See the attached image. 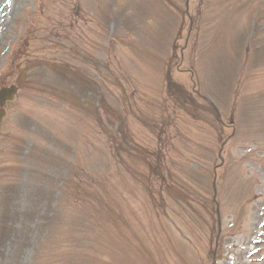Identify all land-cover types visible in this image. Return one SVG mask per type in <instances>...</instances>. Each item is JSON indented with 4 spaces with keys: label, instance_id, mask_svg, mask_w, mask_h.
<instances>
[{
    "label": "rangeland",
    "instance_id": "374dc122",
    "mask_svg": "<svg viewBox=\"0 0 264 264\" xmlns=\"http://www.w3.org/2000/svg\"><path fill=\"white\" fill-rule=\"evenodd\" d=\"M11 3L0 264H264V0Z\"/></svg>",
    "mask_w": 264,
    "mask_h": 264
},
{
    "label": "water",
    "instance_id": "95a60500",
    "mask_svg": "<svg viewBox=\"0 0 264 264\" xmlns=\"http://www.w3.org/2000/svg\"><path fill=\"white\" fill-rule=\"evenodd\" d=\"M15 90L13 88L5 89L0 92V105L3 104L4 100H11Z\"/></svg>",
    "mask_w": 264,
    "mask_h": 264
}]
</instances>
